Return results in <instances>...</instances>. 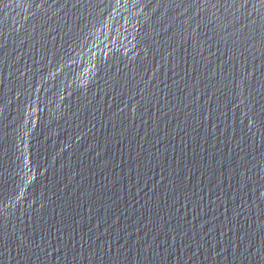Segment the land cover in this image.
Instances as JSON below:
<instances>
[{
  "label": "water",
  "instance_id": "1",
  "mask_svg": "<svg viewBox=\"0 0 264 264\" xmlns=\"http://www.w3.org/2000/svg\"><path fill=\"white\" fill-rule=\"evenodd\" d=\"M0 264H264V0H0Z\"/></svg>",
  "mask_w": 264,
  "mask_h": 264
}]
</instances>
